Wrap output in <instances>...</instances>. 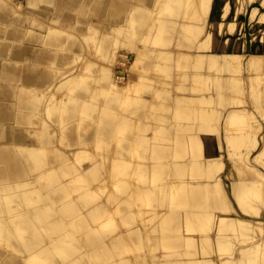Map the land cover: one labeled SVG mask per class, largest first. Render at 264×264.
<instances>
[{"label":"bare ground","instance_id":"1","mask_svg":"<svg viewBox=\"0 0 264 264\" xmlns=\"http://www.w3.org/2000/svg\"><path fill=\"white\" fill-rule=\"evenodd\" d=\"M145 1L146 2L144 8H141L137 11L131 10L129 14H125V16H122L121 18L115 20L116 25L121 28L125 27L128 23L132 24V22H136L134 27L131 28L135 30L134 32L132 31L133 34L129 35L128 33H130V31H128V35L124 34V44L127 50L129 52L131 50L136 51V55L134 56L135 58L131 61L133 64V66L131 67L133 73H131L132 77L129 79V81L121 85V81H123L121 80L122 74H115L116 72H114L112 66L109 65L110 62L108 63V65L97 66L95 64L97 66L95 68L93 67V65L92 67L85 66L86 68L83 67V69H79L78 67L76 73L72 72L71 75H68L67 73L59 75L58 73V75L54 78V75L46 71L45 68L52 64L62 66V64H65L66 62H69L70 60L72 61L74 57L70 56H75L76 53L73 47L78 48L77 44L81 40L79 41L78 38V42L75 41L76 39H74V41H70L68 45V42L64 38L62 39L63 36H61V38H59L60 36L54 37L55 35L50 37L48 34V36H45V32L43 31H37L31 38H27L26 31L23 32L20 27L9 28V26L12 25V22H14L13 14L17 12L16 10L22 8V4L17 3L20 1L0 0V264H264V262H261L262 260L264 261V232L259 233L258 231L254 230V232L251 233L253 234V238H257V240L255 239L253 242L247 244L246 246H238V248L234 247L236 243H240L239 241L245 242V240L242 241L243 239H240L244 238L243 229L246 227L244 223L253 222L254 219L251 217L242 216L239 221L225 226L224 221L227 217L236 215V213L240 212L237 207L229 206V202L231 200V197L229 195L226 196V194L224 193V197L222 198L223 200H220V197V201L214 198V194L222 190L220 188H222L223 183H221V180L218 179L219 175L215 174V172L213 171L210 172L212 173L211 176L208 173L210 177L208 176V179L205 178V182L198 183L199 181L197 180L199 179V177L202 179L203 177H207V174L201 177L202 173L200 172H205L208 168L209 170H214L213 163H216L222 160L221 158H223L222 155L220 156V150L222 149L220 145V148L209 146V148L205 150L206 143L203 141V139L200 138L201 134H207L213 131L214 133H216V130L218 131V133H220V131L225 129L224 127L223 129L221 126H218V128H211L209 122H214L212 120H214L215 117H218L217 115L220 116V120H222V118H225L224 120H226L229 117H231V119H234L235 117L248 118L247 115H250L249 112L252 113V111H250L248 108L228 106L226 113H224L223 110L220 109L221 111L214 112L215 114L213 113L212 117L210 116L211 114H208L210 113L208 112V110H211L209 104L212 102V100L215 102L219 99L220 101H218L219 103L217 104H220L224 99L229 100V90L233 89L229 87V83L230 85L232 84V79L229 76V72L231 70L230 64L233 62L229 59V53H226L224 51V47L219 46L216 52H214L215 55L222 56V58L220 60H215L212 58V61H210V63L213 62L216 65V68L214 69L217 72V74H214L216 76H214L213 74H209L210 72L208 73V71L206 70L207 67L205 69L203 62L200 60V57H202L203 55V52H201L200 50L204 48V44L201 42L204 41L206 37L214 36L213 31H210L209 28H217L218 26H221L219 24V19H217L219 16V13L217 11L218 9L212 6L213 1L215 3L217 2L215 0ZM230 1L231 0H223L226 5H228ZM84 2L92 6L90 10L91 14L97 17L100 21L104 22L109 18V14L112 12L114 0H48V3L52 5L53 10L57 14L56 17L60 18L64 22L73 21V11H75L76 8ZM29 3H34V0H30ZM163 5H166V9L161 8ZM238 5H241V3L238 2ZM127 6L126 4L124 5L125 10L127 9ZM187 6L191 10H189ZM160 9L171 10L170 15H172V17H154L153 14H156V12H160L157 14H162ZM199 10H201L202 13L203 11L210 12L208 16L201 19H196L197 15H199V13L197 12ZM163 14L166 15L167 12ZM188 16L191 17L189 18ZM214 20L216 22H214ZM157 25L161 26L158 27ZM161 27H165V29L168 30L169 33L168 35H165V38L166 36L168 38L165 39L163 37L164 40L162 39V43L164 46L159 42V44L162 45L163 48L160 45L156 44L157 48L159 46V48L161 47L163 50L166 44L169 46L172 43L174 44V46L171 45L173 46L172 49L166 47L168 50L165 53H168L167 55L171 54L169 55L171 57L168 58V60L170 61H166L168 63L165 62V64L163 63V65L159 64L160 62H164L165 58L164 56L163 58H161L162 56H158V54L161 53L159 52L160 50H151V46H153L154 44H150V47L146 51H144L145 48H143V46L141 47L140 45V41H143V39H145L146 37H156V35L161 32ZM229 27L231 26L229 25ZM197 30H199V33L197 32ZM99 33L103 32H100L99 30ZM101 35L103 36V34H100V36H98L102 37ZM111 35L113 36L112 31ZM109 36L110 33L105 38H103V36L102 39L104 40H101L98 43L102 44V41L104 42L106 38V41L109 40ZM87 39L89 41V38L86 37V42ZM95 39L96 38H94V42L97 40ZM112 40L110 42L105 41L106 44H104V46L108 45V42L115 43L114 41L116 40ZM147 40L148 38H146L145 41ZM151 40L154 41V38H151ZM152 41L151 43H153ZM94 42L93 44H95L97 41L95 43ZM147 42H149V40ZM82 43L85 44L84 40L82 41ZM65 44H67L66 48ZM87 44L88 43H86L85 45L87 46ZM101 44L97 45L101 46ZM94 46H96V44ZM118 46L116 48L117 51ZM175 46L177 47L175 48L176 51L174 50ZM88 47L90 48V46H87V48ZM101 47L100 48L103 50V46ZM153 47L152 49L156 48ZM98 48L97 50L100 49ZM70 50L73 51V55H70ZM97 50H95L94 48L95 52ZM68 51L70 52L69 54ZM128 51L127 53H129ZM147 51L150 52L147 53ZM107 52H109V50H107ZM113 54L115 55V52ZM172 54L174 55V57L172 56ZM142 55L146 56V59L143 60ZM76 56L77 58L79 57L78 55ZM159 57L163 61H159ZM167 57L168 56H166V58ZM136 58H138L139 60H143L142 64L137 62ZM105 59L106 57H104V60L102 61H106ZM18 62L25 63V67L23 68L24 70L22 72L16 64ZM74 62H76V60ZM179 62L180 65L178 64ZM176 65L178 67L180 66L179 70H181L184 74L183 77L187 80V82H185L188 84H185L184 89L181 87L175 88H179L177 92L182 89L181 92H178V94H174L175 96L172 95L171 92L173 89L171 88V92L169 90L168 91L172 96L168 94L169 96L167 97V93H164V97H167L164 99L168 100V102L164 100L161 101L171 104L170 102L175 99V104L178 103L176 107L180 109L182 106V108L178 110V114L181 117L177 115V112V116H175L176 118L180 117L182 121L179 120L180 118H177L178 121H180L178 122L174 120L172 116H168L170 113L169 111L172 110V107L168 105L167 108H171V110L168 111V115H164V113H162L164 116L158 119V121L162 123L168 122V124L166 125L167 128L166 126H164L167 130L164 131V128H161L160 130H163L164 132L161 131V133L159 131L160 136L158 135L159 138L156 137L155 139L159 142L155 140L154 142V136H152L153 134H148V132L154 130V128L149 127V124L151 125V123L145 121L146 119H148L149 121V118H153V116L150 115V107L152 109L154 107H157V103L153 106L152 102L155 100H153V95H149L152 91L155 90L156 87V82L151 74L157 73L161 69V71H164L162 73L165 74V77L167 76V78L169 77V79L172 78L174 80L175 78H177L175 76L181 73H178V67H176ZM198 67H201V69L205 71H196ZM73 68L75 67L73 66ZM249 68L253 69L251 67ZM72 69L70 70L72 71ZM95 69L96 71L100 70L99 72L102 74L103 78V85L101 87L106 89V92L107 90L109 91L110 99H106V103L103 104V97L101 98V105L99 106V108H97V116L95 118L97 124H95V126H93L95 122L91 123L92 125L89 124L90 127L87 129L88 131H86V128H83L84 126L82 127L83 129H85L83 131H86L87 133V135H85V133L82 134L86 137H84L85 140L80 141L79 137H81L82 135H76L77 130H79V133L77 134L81 133V121L77 123L79 119V110L77 108L78 106H75L78 102L75 105L71 103L70 105L72 106L70 107L69 105H66L67 107H65V109L68 107L69 108L68 111L65 112V115L63 117L62 115H57V117L55 118L56 120H54L55 122L57 121V119L60 120V118H63L62 120L65 121L63 124L66 123V128H63L64 126L59 128H62L60 129L62 132L63 129H65L64 131L66 133L64 132L62 133V135L66 134L69 136H67L66 139H72V147L77 145V148L74 149L69 147V149H72V151L68 152L69 156L71 155V157L69 158L67 155L63 154V150L62 152H60L64 156L62 158L59 156V152L54 153L52 152V150H50V146L51 148H53L52 145L54 146V144H56H53L52 142L56 140L55 138H58V136H54L56 134H52L50 128H44L47 126V124L48 126H51L49 124L50 122L48 121V123L46 121V117L43 116L44 113L42 115L44 119L41 120V123L45 124L47 122V124H45L46 126L44 124V126L40 124L41 127H35L37 128L36 133H39V128V130H41V128L42 130L45 129L40 133L39 137L36 136V138L38 137L37 139L40 141L37 144L34 142H30L28 140V136L31 137L32 133L36 131V129L35 131L33 130L34 124H36L34 123L33 119L37 117L36 114L40 110L43 111V109L37 104L38 99L42 98L40 97L42 93L39 96L40 98L37 99V93L35 95V91H31L34 94L30 93V95V90H28L27 93L25 89L31 88L33 90L36 89L37 91H40L38 89L42 90V88L44 87L50 88L54 85H56V88L58 86L59 88H62L64 87V85L66 86L67 83L74 87L71 81L76 80L75 78L77 77L80 78L81 74L84 73L83 71L86 70H90L92 72L94 71V74L90 73V75L94 76ZM85 73L89 74L88 71H86ZM159 73L160 72H158V74ZM162 73L161 75H163ZM211 76L215 77L217 81H215L216 85H219L221 82L222 83L219 85V87L214 86V83L213 88L216 87L217 89L212 88V96H209L210 94L207 95L206 93L202 92H205V89H209L208 92L210 91L211 87L208 88V83H206L205 80H210V78H212ZM228 76L231 80H229ZM96 77H98L97 74ZM251 77L249 79V84L251 83L250 80L254 83V80H252ZM159 78L162 77L160 76ZM252 78H255L254 75ZM180 79H182V77ZM165 80L167 79L165 78ZM165 80H163L161 86L162 84L168 82ZM228 80L230 81L229 83ZM218 81L221 82L218 83ZM159 82H161V80ZM159 82L157 81V84H159ZM202 82L204 84L206 83V85L203 86H206L207 88H204L202 86L203 88L200 90ZM212 82H210V85L213 84ZM194 83L200 86V88H198L197 86V88L202 91L201 93L199 92L200 94H197L198 90H196V87L193 86ZM260 83H262V80ZM78 84L79 83H77V85ZM83 84L86 85L85 83H80L81 86H83ZM168 84L169 83H167L166 86H168ZM70 85H68V88H71ZM77 85H75V87ZM178 85L180 86L181 84ZM231 86L233 87V85ZM79 87L80 86L78 85V88ZM101 87L99 89H101ZM96 88H94V90ZM168 88H170V86ZM168 88H166V90ZM252 88V90H254L256 87L252 86ZM50 89L52 90L53 88ZM50 89L48 91H50ZM92 89L93 87H88L87 89L85 86H83V88L81 87V89L76 92V95L70 94L74 89H70V91H67L71 96H75V99H73V101L76 99H80V103H83L82 106L84 105V107H87L91 103L85 105L87 102L84 103V100H88V98L91 96L88 95V92ZM58 90L60 91V89ZM215 90H217V98L214 97L215 93L213 92H215ZM63 91V95H65L66 92L64 89ZM74 91H76V89ZM103 91L98 90L97 92H99V94L102 92V95H105V92ZM158 91L159 90H157V92ZM232 91L233 90H231V93ZM255 91H252V93L250 89L249 92L253 95H248L254 96ZM234 92L235 91H233V95ZM256 93L258 95L260 94V92H258V89L255 94ZM257 96L254 98L260 99V97ZM250 97L248 98L249 100ZM45 98H51V96H45ZM254 98H252L251 101ZM67 99L68 97L66 98V100ZM57 100L56 102L58 103ZM69 100L71 101V99ZM81 100L83 101L81 102ZM227 100L226 103L228 102ZM44 101L45 100H43V102ZM155 101L157 102V100ZM207 101H209V103ZM224 101H222V104H225ZM200 102L208 103V109L203 107V105L205 106V104H201V107L198 104ZM231 102L232 101H230V103ZM256 102H258V100L255 101V103ZM38 103L40 104V102ZM255 103L253 102L254 106ZM67 104H69V102ZM161 104H159V106ZM175 104L171 105L175 106ZM46 105L50 109L51 105L49 103H47ZM56 105H54V107ZM178 105L180 106V108ZM58 106L55 109H58ZM120 106H122V108ZM161 107H164V104H162ZM226 107L227 106L225 105V108ZM92 108L90 109L92 110ZM90 109L89 111H91ZM120 109L121 112L119 111ZM45 110L47 111L48 109L45 108ZM111 110L116 111V113L114 112L116 115L118 111L120 112V114L117 116L118 119H114V117L116 118V115L114 116L113 112H111L110 114ZM153 110L156 114V109ZM159 110L160 108L157 109V112H160ZM84 112L86 113V111ZM126 112L128 114H126L127 116H124V113ZM205 112H208L207 114L211 118H206L207 114H205ZM58 113L59 112H57V114ZM112 113L114 116H112L113 118L107 117L111 116ZM51 114L53 115V113ZM38 115H41V112ZM79 115H81V113ZM133 115H137L138 120L140 121L139 123H143L145 121V123L148 124L147 126L149 128H145L144 126V128H142L146 131V135L141 136L142 131L140 132V136L136 135L139 134L140 130L138 131V133H136L137 130L135 131L133 128L132 123L134 119L131 120L129 118ZM214 115L216 116L214 117ZM262 115H264V111L262 112ZM33 116L35 117L33 118ZM84 116H81L80 118L82 119V121H86V118L88 117ZM38 119H40V116ZM91 120L93 119L91 118ZM38 121L37 123L39 126ZM155 121L156 120H154L153 123ZM59 122L61 123V121ZM89 122L86 121V124L83 123V125H85L86 127L87 123ZM160 122L159 124L161 125ZM31 123H33V126ZM28 124H31V127L33 128L31 129ZM163 125L164 124H162L161 126ZM76 127L80 128L77 129ZM137 127L139 128L141 126ZM159 128L157 130H159ZM36 133H34V135ZM122 135H124V137H122ZM218 135L216 136V138L220 140ZM170 140L172 141V143L169 142ZM69 142L70 141H68L67 143L69 144ZM93 142H96V144L94 143L93 146L96 145L98 151H90L89 148V151L80 150L82 149V147H84L83 145H86L88 143L92 144ZM70 144L69 146H71ZM235 144L238 146V143ZM154 145H156V147L160 146V150L157 151L158 148H156V151H152ZM90 146L92 147V145ZM111 146L116 151H114V149L113 151H110ZM230 146H232V144H230ZM45 147H48L50 151L48 150V148L43 149ZM38 149L45 151L48 150V152H50V155L52 153L56 155L58 154L59 157H57L59 159L57 161L58 163L56 164L57 166H55L58 167V164H61L62 166V168L60 167L61 169H59L61 172L59 173L63 175H60L61 177L58 176L60 179L49 180L47 178V176H50V172L53 171V169H55L56 167L53 168L52 165H50V163L48 162V164H46L47 159L49 161L50 157L45 153H43L41 159H37L38 157H36L35 153H38ZM32 150L33 152L35 151V153H32V156H35L33 158H30L31 153L29 151ZM55 150L56 148L53 149V151ZM86 158L88 159V162L86 164H83L82 162L84 159L86 160ZM56 159L57 158L55 157V160ZM179 159L180 161H178ZM174 160H177L178 164H174V162H176ZM37 161H39L38 163H45V166L48 165L47 167H49V165L51 167H42V169H44V171L42 170L43 172L38 168L41 173L36 174V172H34V166ZM76 162L79 163V165H77ZM42 164H39V167ZM58 168H56L55 172L58 171ZM204 168L207 169L205 170ZM236 172H238V170ZM55 174H57V172ZM64 176H67V180L63 179ZM68 176L71 177L69 178ZM46 178L48 179V181H45ZM194 179H196L197 181L194 182ZM210 184H216L217 186L214 185L215 189L216 187L217 189H219L217 191L214 189L215 191L211 192V195L214 196V200H217L218 202H212L211 200L204 201L202 199L203 197H207L205 194L209 193L210 195ZM208 185L210 186L207 189L206 186ZM26 186L28 187L25 188ZM214 187L212 186V188ZM236 187L237 184L234 183L231 190ZM37 189H39V194L37 193L38 196L32 195L34 191H38ZM252 189L253 186L247 188L243 192H238L234 196L238 206H241V208L246 213L250 214L251 209L255 208L256 204L255 202H253V200L247 201V199L244 198V195H246ZM258 189V191L264 192V183L259 184ZM74 193H76L75 195H77L78 193V196L80 198L78 206L71 207L70 203V206H64L61 210L62 205L59 207H57V205H54V203L57 204L62 201L66 202L65 199L73 197ZM72 194L73 196H71ZM70 200L69 202H71ZM252 202L255 205L251 208V205L253 204ZM243 204L247 205L244 206ZM202 206L204 207L203 209L201 208ZM260 207L258 209H260L261 211ZM258 209H256L258 213L255 210L257 214H259ZM42 211L44 213H49V211H51L56 214L53 215L52 213V215H47L45 213L46 215H43L42 213V217ZM223 211H226V213H224ZM252 212L254 213L253 210ZM240 225H243V228L240 229V232L243 231L242 233H240L243 234V236H236L235 234V239H230L232 233L228 231V228ZM216 227H218V229H216L212 233L204 232L196 238L193 237L194 232H199L200 230L205 229L210 230ZM44 229H46V231H44ZM23 230H28L29 234H24ZM246 234L247 233L245 232V239L247 240L246 236L250 238L251 235L250 233L247 235ZM252 239L250 238L248 240L252 241ZM204 240H206L205 243L209 242V245L212 242V246L207 245L209 246L207 248H209L210 252L212 253L216 251L215 247L213 246L214 243L221 245L223 244V249L220 247V245L217 246L219 247V250H224L223 252L220 251V253H224L225 256L232 250L229 249L230 246H232H229L232 240L234 244L232 248L236 249H234V252L230 254V256L228 255L226 257H222V255L213 256L214 254L210 256V253L209 257H207L208 254L207 256L203 254L204 252L205 254L207 252V250L204 248V250H202L203 253L195 249L197 252L194 253L193 251L192 253H190L191 251L189 250V254H191L190 257L186 254V252H188V250H186L185 252V249L188 248L186 246H191V241L200 244V242L202 243ZM145 243H148V248L147 246L145 247ZM224 243H228V247H226L230 251L226 250ZM152 244H157L156 248L158 252L156 253L155 251L154 254L151 253L150 255V253L148 252L149 245ZM202 245L203 244H200L199 246ZM196 247L198 246L196 245ZM152 248H155V246ZM248 252L249 254L247 257L245 256V258L244 255ZM198 253H200L201 256H198ZM217 253H219V251Z\"/></svg>","mask_w":264,"mask_h":264},{"label":"rangeland","instance_id":"2","mask_svg":"<svg viewBox=\"0 0 264 264\" xmlns=\"http://www.w3.org/2000/svg\"><path fill=\"white\" fill-rule=\"evenodd\" d=\"M12 1H14V0H12ZM15 1H20V2H17V3H21L22 4V8H20V9H18V10H16L17 12H15L14 14H13V17H14V22H12V25L11 26H9V28H15V27H20L22 30H23V32H25L26 31V36H27V38L29 37V38H31L34 34H35V32H37V31H43V32H45V36L48 34L50 37L51 36H53V35H55L54 37H59V38H61V36H63L62 37V39L64 38L67 42H68V45H69V42L71 41H74V39H76L75 41H78V38H79V43L77 44V47L78 48H74L73 47V49L76 51V53H75V56L73 55V51H71L70 50V52H71V54L70 55H73V56H70V57H74L73 59H72V61L70 60L69 62H66L65 64H62V66L60 65V66H58V65H55V64H52V65H50V66H48V67H46L45 68V70L46 71H48V72H50L52 75H54V78L58 75V73H59V75L60 74H68V75H71L72 74V72L73 73H76V71H77V68L79 67V69H83V67L84 68H86L85 66H91L92 67V65H93V67L95 68V67H97V66H100V65H108V63H109V65H111L112 66V68H113V70H114V72H116L115 74H117V75H119V73L120 74H122V79L121 80H123V81H121V85H123V83H126V82H128L129 81V79L132 77L131 76V73H133L132 72V70H131V67L133 66V64H132V60L135 58L134 56L136 55V51H134V50H131L130 52L127 50V48L125 47V44H124V38H125V35L128 33V31H130V33H128L129 35H132L133 34V32L135 31V30H133V29H131V28H133L134 27V25H135V23L136 22H132V24H133V26H132V24L131 23H128L125 27H118L117 25H116V22H115V20H117V19H119V18H121L122 16H125V14H129L130 13V11L132 10V11H137V10H139V9H141V8H144V6H145V0H114V3H113V8H112V12L109 14V18L106 20V21H100L97 17H95L94 15H92L91 14V12H90V10H91V5L90 4H88V3H86V2H84V3H82V4H80L77 8H76V10L75 11H73V14H74V20L73 21H71V22H64L63 20H61L60 18H58V17H56V13H55V11L53 10V7H52V5H50L49 3H48V0H34V3H29V1L30 0H15ZM217 3H215L214 1H213V4H212V6L213 7H216L218 10V13H219V16H218V18L217 19H219V24L221 25V26H218L217 28H209V30L211 31H213V33H214V36L213 37H206V39L204 40V41H202L201 43H203L204 44V48L203 49H201L200 51L201 52H203L202 54V57H200V60L203 62V64H204V67H205V69H206V67H207V71H208V73L209 74H217V72L214 70L215 68H216V65H215V63H210V61H212V58L213 59H215V60H220L221 58H222V56H218V55H215L214 54V52H216V50H217V48L220 46H222V47H224V51L227 53H229L228 55H229V59L233 62V63H231L230 64V67H231V70H230V72H229V76L231 77V79L233 80H231L230 79V77H229V80H231V85H233V87L230 85V81L228 80V83H229V87H231V88H233V89H231V90H233V91H235L234 92V95H233V91H232V93H231V90H229V92L232 94H230V93H228V99L230 100V101H232L231 103H230V101L229 100H227V99H224V100H222V101H224L225 102V104H222V101H221V105L220 104H217V103H219L218 101H220L219 99L218 100H216L215 102L212 100V102H214V103H210L209 105H208V103H209V101H207L208 103H205V102H200V103H198L201 107H202V105L201 104H205V106L203 105V107H205V108H207L208 106L209 107H211V110H208V112H210V113H208V112H205V114H211L210 116L212 117L213 115V113L214 112H217V111H221V110H223V112L224 113H226V110H227V108H228V106L229 107H231V106H233V107H239V108H248L250 111H252V113L251 112H249L250 113V115H247L248 116V118H243V117H235L234 119H231V117H229L228 119H226V120H224L223 118H222V120H220L221 118H219L220 116L219 115H217L218 117H215L216 115H214V120H212V121H214V122H212L211 123V121L209 122V125H210V127L211 128H218V126H221L224 130H226V131H224V130H222V131H220V133H218V131L216 130V133H214V131L213 132H211V133H207V134H201L200 135V138L201 139H203V141L206 143L205 144V150H207L208 148H209V146H215V147H218V148H220V146H221V154H220V156L222 155L223 156V158H221L222 160H220V161H218V162H216V163H213L214 165H213V168H214V170L212 169V170H209V168L207 169V168H204L205 170H203V171H205V172H200V173H202V175H201V177H203V176H205L206 174V176L207 177H203V179L202 178H200L199 176V179H197L199 182L198 183H201V182H205L206 180H205V178H207L208 179V176H209V174H210V176L212 175V173H210V172H215V174H217V175H219V177H218V179H220L221 180V183H223L222 184V188H220V189H222V190H220V192H217V193H215L214 194V196L213 195H211V192H214L215 190L217 191V190H219V189H217V187H216V189H215V187H214V185H216V184H210V185H208V186H206L207 187V189H208V187L210 186L211 188L209 189L210 190V195H209V193H207V194H205L207 197L205 198V197H203L202 199L205 201H212V202H218L217 200H219V198L221 197V199L220 200H223L222 198L224 197V193L226 194V196L227 195H229L230 197H231V200H230V202H229V206H234V207H237V209L239 210V212L240 213H236V215H232V216H230V217H227L226 219H225V221H224V223H225V226H227V225H231V223H233V222H236V221H239L240 220V218H242V216H246V217H251V218H253L254 220H253V222H249V223H244L245 225H246V227L243 229V233H244V238H240V239H243L242 241H244L245 240V242H241V241H239V239H238V241L240 242V243H236L235 245L233 244V240H232V242H230V244H229V246L230 245H232V246H230V248L229 249H232L231 250V252L230 253H228L227 254V252H226V256H230V254H232L233 252H234V249H236V248H238V246H246L247 244H250L251 242H253L255 239L257 240V238H253V232H254V230H256V231H258L259 233H263L264 232V192H260V191H258L259 189H258V185L259 184H261V183H264V115H262V112L264 111V0H231L230 2H229V4L228 5H226V3L225 2H223V0H215ZM28 2V3H27ZM238 2L239 3H241V5H238ZM126 4V10L124 9V5ZM166 5H163L161 8L162 9H166V7H165ZM167 8H169V7H167ZM187 8L189 9V10H191L188 6H187ZM161 10V9H160ZM160 10H158V11H160ZM167 10H169V9H167ZM167 10H161V15L160 14H157V13H160V12H156V14L154 13L153 14V16L154 17H156V18H159V17H164V18H167V16L168 17H172V15H170V13H171V10H169V11H167ZM128 11V12H127ZM167 12V14L165 15V14H163V13H165V12ZM225 11V12H224ZM169 12V13H168ZM198 13H199V15H197V17H196V19H201V18H203V17H206V16H208L209 15V12L210 11H203V13H202V11L201 10H199V11H197ZM189 17V16H188ZM191 17V16H190ZM189 17V18H190ZM214 22H216L215 20H214ZM233 22V23H232ZM223 23V24H222ZM111 25H112V27H111ZM229 25L231 26V27H229ZM233 25V26H232ZM89 26V27H88ZM91 26H92V28H91ZM132 26V27H131ZM158 27H160L161 25H157ZM117 27V28H116ZM233 27V28H232ZM162 28V30H161V32L158 34V35H156V37H152V36H150L152 39L154 38V41H152L151 40V38L150 37H146V38H148V40H149V42H147V41H145L146 40V38L145 39H143V41H140V45H141V47L143 46V48H145V50L144 51H146V50H148V48L150 47V44H154L153 46L154 47H156L155 49H152V47L153 46H151V50H158L159 52H161L160 54H158V56H162L161 58H163V56L166 58V56H168L166 59L164 58V62H160L159 64H162L163 65V63L165 64V62L166 61H170V60H168V58H170L171 56H169V55H171V54H169V55H167L168 53H165L168 49L167 48H171L172 49V47L174 46V44L172 43V44H170V46L169 45H165V48L164 49H166V50H162V45H163V41H162V39H163V37L165 38V35H168V30H166L165 29V27H161ZM206 28H208V27H206ZM206 28H205V30H206ZM54 29V30H53ZM88 29H89V31H88ZM117 31H116V30ZM123 29H124V31H123ZM56 30V31H55ZM65 30V31H64ZM99 30H100V32L102 31L103 33H99ZM91 31V32H90ZM111 31H112V33H113V36L111 35ZM127 31V32H126ZM133 31V32H132ZM57 32V33H56ZM61 32V33H60ZM68 32V33H67ZM89 32V33H88ZM106 32V33H105ZM123 32V33H122ZM126 32V33H125ZM197 32L199 33V30H197ZM96 33V34H95ZM109 33H110V36L108 37V39L110 38L111 40L112 39H114V40H116V41H114L115 43H112L113 42V40H112V42L111 43H109L111 40L109 39V40H107V41H109L107 44L108 45H105L104 46V44H106V39H105V41L103 42L102 41V44L101 43H98V42H100L101 40H104V39H102V37L103 38H105L107 35H109ZM90 34V35H89ZM100 34H103V36L102 37H99L100 36ZM106 36H105V35ZM118 34V35H117ZM122 34V35H121ZM125 34V35H124ZM127 34V35H128ZM31 35V36H30ZM47 35V36H48ZM56 35H58V36H56ZM88 35V36H87ZM99 35V36H98ZM124 35V36H123ZM98 36V37H97ZM115 36V37H114ZM81 37V38H80ZM86 37H88L89 38V41H88V39H87V42H86ZM91 37V38H90ZM82 38H84V39H82ZM94 38H96L95 40L97 41H95L94 42ZM100 40H99V39ZM116 38V39H115ZM118 38H120V39H118ZM156 38V39H155ZM166 38H168L167 36H166ZM165 38V39H166ZM91 39V40H90ZM119 41H118V40ZM84 40V42H85V44L86 43H88L87 44V46H90V48L88 49L87 48V46L84 44V43H82V41ZM92 40H93V42L96 44V46H94L95 44H93V42H92ZM153 42V43H151V41ZM164 40V39H163ZM66 42V43H67ZM147 43V44H145V43ZM159 42L162 44V45H160L159 44ZM148 43H149V46H148ZM23 44H25V43H23ZM81 44H82V46H81ZM93 44V45H92ZM97 44H101V46H103V50L101 49L102 47L100 46V45H97ZM113 44H114V46H113ZM145 44V45H144ZM156 44H158V45H160L161 47L159 48V46H158V48H157V45ZM78 45H80V46H78ZM109 45H110V47H109ZM112 45V46H111ZM118 45H121V46H118ZM146 45H147V47H146ZM171 45H173V46H171ZM76 46V45H75ZM92 46V47H91ZM94 46V47H93ZM98 46H99V48H98ZM108 46V47H107ZM117 46H118V51H117ZM164 46V45H163ZM67 47V44H65V48ZM83 48V50H82V48ZM99 49V50H97V48ZM113 47H115V48H113ZM153 47V48H154ZM167 47V48H166ZM81 48V49H80ZM94 48H95V50H97L96 52L94 51ZM108 48V49H107ZM111 48H112V50H111ZM175 48H177L176 46L174 47V50H175ZM106 49V50H105ZM114 49H116V50H114ZM79 50V51H78ZM91 50V51H90ZM107 50H109V52H107ZM83 51V52H82ZM100 51V52H99ZM101 51H103V52H101ZM113 51V52H112ZM127 51L129 52V53H127ZM176 51V50H175ZM69 51H68V54L70 53ZM112 52V53H111ZM115 52V55L113 54ZM150 52V51H149ZM148 51H147V53H149ZM162 52H163V54H162ZM80 53H81V55H80ZM96 53V54H95ZM98 53V54H97ZM107 53V54H106ZM91 54H93V55H91ZM99 54H100V56H99ZM109 54V55H108ZM111 54V55H110ZM113 54V55H112ZM152 54H153V52H152ZM76 55H78L79 57L77 58V56ZM96 55V56H95ZM104 55H107V56H104ZM84 56V57H83ZM110 56V57H109ZM114 56H115V58H114ZM143 56V55H142ZM172 56L174 57V55L172 54ZM97 57V58H96ZM98 57H99V59H98ZM103 57V58H102ZM104 57H106V61H102V60H104ZM113 57V58H112ZM159 57V61H163V60H161V58ZM92 58V59H91ZM102 58V59H101ZM143 58V60L144 59H146V56H143L142 57ZM114 59V60H113ZM137 60V62H139V63H141L142 64V61L143 60H139L138 58H136ZM76 60V62H74V61ZM98 60V61H97ZM252 60V61H251ZM74 62V63H73ZM102 62V63H101ZM131 62V63H130ZM168 62H166V63H168ZM94 63V64H93ZM105 63V64H104ZM107 63V64H106ZM17 64V66L20 68V70H21V72L24 70L23 68L25 67V63L24 62H18V63H16ZM68 64V65H67ZM72 64H74V65H72ZM91 64V65H90ZM97 66H96V65ZM179 65H180V62L178 63ZM177 64V65H178ZM72 65V66H71ZM77 65H79V66H77ZM176 65V67H178ZM207 65V66H206ZM71 66V67H70ZM73 66L75 67V68H73ZM54 67H55V69H54ZM66 67H68V68H66ZM160 67V66H159ZM249 67H251V68H253V69H250ZM53 68V69H52ZM58 68V69H57ZM73 68V69H72ZM179 68H180V66L177 68V70H178V73H182V71L181 70H179ZM249 68V69H248ZM60 69H62V70H60ZM70 69H72V71L70 70ZM76 69V70H75ZM97 69V68H96ZM96 69H95V75L93 76V75H90V73L91 74H94V71L92 72V71H90V70H86V71H88V73L89 74H87V73H85L86 71H83L84 73L83 74H81V76H80V78L79 77H77V78H75L76 80H73V81H71V83H72V85H74V87H75V85H77V83H79L78 85L80 86L79 88H78V85L74 88V87H72L70 84H68L67 83V85L65 86L64 85V87H60L59 88V86L56 88V85H54L55 86V88H54V86L53 87H50V88H53V89H55V90H51L50 88H46V87H44V88H42V90L41 89H38V90H40V91H37L36 89H25V91L28 93V90H30V92H29V94L31 93V94H34L33 92L35 91V95H36V93H37V99L38 98H40V97H44L43 99L41 98V99H38V101H37V104H38V106H40L42 109H43V111L42 110H40L36 115H37V117L39 118V116H40V119H38L37 117H35V116H33V118L35 119H33V121H34V123H36V124H34V128L33 127H31V124H32V126H33V123H31V124H28L29 126H30V128L32 129L33 128V130L35 131V129H36V131L34 132L33 130V132L34 133H36L37 132V128H35L36 126L37 127H41V125H43L44 123H41V120H43L44 119V117H46V121L53 127H51V126H48V124H47V122L46 121H42V122H46L45 124H47V126L46 127H44V128H50L51 129V131H52V134L53 133H55L56 135H54V136H58V138H59V140H61V141H59L58 140V138H55L56 140H54L52 143L54 144V143H56V144H54V146L52 145V147L53 148H51V146H50V150H52V152H56V153H58L59 154V156L62 158V157H64L63 155H62V153L63 154H65V155H67L69 158L71 157V155L69 156V153L68 152H70V151H72V149H74V148H77V145L76 146H73L72 147V142H71V138H67L68 139V141H70L71 142V144H70V142H69V144L71 145V146H69V144L67 143L68 141H67V139H66V137L68 136V135H66V134H63L62 135V133H64L65 131V129H63V132L60 130V129H62V128H59V127H63V128H66V126H65V124H63L65 121H63L62 119L63 118H60V120H58L57 119V121H55V122H57V123H55L54 122V120H56L55 118L57 117V115H62V117L65 115V112H67L68 111V108L70 107V106H72V105H70L71 103L73 104V105H75L77 102V105H75L77 108H78V110H79V114L81 113V115H79L78 114V121H77V123H79L80 121H81V125H80V131H81V133L80 134H77V133H79V130H77L76 132V135H82V134H84L85 133V135H87V133H86V131H88L87 129L90 127L89 126V124L90 125H92L91 123H93V122H95L94 123V125L93 126H95V124H97V122H96V116H97V108H99V106L101 105V103H100V101L102 100V102H103V104L104 103H106L105 101H106V99H108L109 97H110V93H109V91L107 90V92H106V89H104L103 87H101L102 85H103V78H102V74L97 70L96 71ZM56 70H57V72H56ZM65 70V71H64ZM63 72V73H61V72ZM69 71H71V72H69ZM158 71V70H157ZM196 71H205V70H203V69H201V67H198L197 69H196ZM216 73H215V72ZM69 72V73H68ZM158 72H160L159 74H158ZM157 73H152L151 75L154 77L153 79L155 80V82H156V87H155V90L154 91H152L149 95L150 96H152V97H154L153 98V100L155 99V100H157V102L154 100L152 103H153V106L154 105H156V103H157V107H154L153 109H156V114H155V111L150 107V115L151 116H153V118H149V121H148V119H146L145 121L146 122H149V123H151V125L149 124V127H151V128H154V130H152V131H149L148 132V134L150 133L152 136H154L153 137V141L156 139V137L157 138H159V136H160V132L161 131H166L167 129V124H168V122L165 124V123H162V122H160V121H158V119L159 118H161V117H163L164 115H168V113H169V115L168 116H172L173 118H174V120H176V121H178V119L181 117L179 114H178V110H180L181 108H182V106H181V108H180V106L179 105H181V104H179L178 106H179V108L180 109H178V107H176L177 106V104H175V99H173V101L172 102H170L171 104H175V106H173V105H171V104H169V103H166V102H168V100H165L164 98H167L169 95H171V93H172V95L173 96H175L176 94H178V92H181V90H179L178 92H177V90L181 87V88H183L184 89V86H185V84H188V83H186L187 82V80L186 79H184V74L182 75L181 73V75L180 74H178V75H176L175 77H177V78H175L174 80L172 79V78H170L169 79V77L167 78V76L165 77V74L164 73H162V72H164V71H161V69L158 71ZM161 73L163 74V75H161ZM96 74L98 75V77H96ZM99 74H101V75H99ZM68 75H66V76H68ZM85 75H87V76H85ZM92 76V77H90V76ZM157 75V76H156ZM253 75H254V77L255 78H252L253 77ZM85 76V77H84ZM162 77V78H159V77ZM179 76V77H178ZM214 76H216V75H214ZM214 76H211L213 79H215V77ZM252 76V77H251ZM90 77V78H89ZM164 77V78H163ZM182 77V79H180ZM250 77H251V79L252 80H254V83L250 80V82L252 83V85H251V83L249 84V79H250ZM262 77V78H261ZM88 78V79H87ZM96 78V79H95ZM98 78V79H97ZM100 78H102V79H100ZM165 78L167 79V80H165ZM210 78V77H209ZM208 78V79H209ZM212 78H210V80H205L206 81V83H208V88H210V91L208 92V90L209 89H205V92H202V91H200L203 87L205 88L206 86H203V85H206V83L204 84L203 82H202V85H201V88H200V86H198V85H196L195 83H194V85L193 86H195L196 87V90H198V92H197V94H200L201 92L202 93H206L207 95L208 94H210L209 96H212L211 94H212V90L214 89V88H216V87H214L213 88V85H214V83H215V85L214 86H218L219 87V85L222 83L221 81V83L218 81V83H220L219 85L217 84L216 85V79L215 80H213ZM57 79V78H56ZM80 79H81V81H80ZM91 79H92V81H91ZM156 79H159V80H156ZM171 79H172V83H171ZM55 80V79H54ZM58 80V79H57ZM83 80H85V81H83ZM87 80V81H86ZM96 80V81H95ZM98 80V81H97ZM161 80V82H159ZM163 80H165V81H168L167 83H169L168 84V86H166V84L167 83H164V84H162V86H161V83L163 82ZM212 80H213V82H212ZM261 80H262V83H260L261 82ZM157 81L159 82V84H157ZM181 81V82H180ZM184 81V82H183ZM186 81V82H185ZM204 81V82H205ZM216 81V82H215ZM59 82V81H58ZM87 82V83H86ZM90 82H91V84H90ZM94 84H93V83ZM176 82V83H175ZM189 82V81H188ZM210 82H212L213 84H211L210 85ZM74 83V84H73ZM80 83H85L86 85H84L83 84V86H85L87 89H88V87L89 88H92L93 87V91L92 90H90L89 92H88V95L90 96L89 98H88V100H84V103L85 102H87L85 105H88V103H91L90 105H91V107H90V105H88L87 107L85 106L84 107V105L82 106V104L83 103H80V99H76V100H79V101H76V100H74L73 101V99H75L73 96H71L70 94H72V95H76V92L78 91V90H80L81 89V87L83 88V86H81L80 85ZM174 83V84H173ZM184 84V85H178V84ZM95 84H96V86H95ZM172 84V85H171ZM197 84H201V83H197ZM263 84V85H262ZM68 85H70L71 86V88H68ZM100 85V86H99ZM158 85V86H157ZM160 85V86H159ZM177 85V86H176ZM250 85H251V88H250ZM69 86V87H70ZM98 86V87H97ZM164 86V87H163ZM166 86V87H165ZM170 86V88H168ZM172 86V87H171ZM175 86V87H174ZM192 86V85H191ZM197 86H198V88H200V90L197 88ZM203 86V87H202ZM252 86L253 87H256L255 89H256V91H255V89L254 90H252L253 88H252ZM98 89H97V88ZM101 87V89H99ZM160 87V88H159ZM161 87H163V88H161ZM177 87H179L178 89H175V88H177ZM259 87H260V91H259ZM75 90L76 89V91H74L73 89ZM94 88H96L95 90H94ZM166 88H168L167 90H166ZM173 90H172V89ZM207 88V87H206ZM213 88V89H212ZM251 89V92L252 91H255V92H257V89H258V92H260V94L258 95L257 93L255 94V92H254V96H251V95H253L252 93H250L249 91H250V89ZM50 89V91H48ZM57 89V90H56ZM58 89H60V91L58 90ZM63 89L65 90V95H63L64 93V91H63ZM70 89L71 90H73V92L71 91V93L69 94L68 93V91H70ZM159 90L158 92H157V90ZM217 89V88H216ZM62 90V91H61ZM68 90V91H67ZM98 90H100V91H103V92H105V95H102V92L99 94V92H97ZM165 90H166V92H165ZM171 92V90H172V92L170 93L169 91ZM31 91H33V92H31ZM162 91H163V93H162ZM168 91V92H167ZM207 91V92H206ZM25 92V93H26ZM48 92H49V94H48ZM97 94H95V93ZM194 92H195V90H194ZM200 92V93H199ZM216 92H217V90H215V92H213V93H215L214 94V97H216L217 98V94H216ZM42 93V95L40 96V94ZM45 93V94H44ZM48 95H47V94ZM58 93V94H57ZM155 93H158V94H155ZM162 93V94H161ZM164 93H167V97H164ZM30 94V95H31ZM44 94V95H43ZM51 94V95H50ZM94 94V95H93ZM108 94V95H107ZM155 94V95H154ZM169 94V95H168ZM175 94V95H174ZM248 94H251V95H248ZM62 95V96H61ZM71 97H69V96ZM157 95H158V97H157ZM160 95V96H159ZM171 95V96H172ZM259 96L260 97V99L258 98H254V97H256V96ZM40 96V97H39ZM45 96H48V97H50L51 96V98H45ZM61 96V97H60ZM108 96V97H107ZM155 96H156V98H155ZM163 96V97H162ZM230 96V97H229ZM252 98H254L252 101H251V97ZM257 96V97H258ZM54 98V101H53V98ZM60 97V98H59ZM68 97V99L67 100H69V99H71V101L69 100V101H67L66 100V98ZM94 97V98H93ZM100 97V98H99ZM103 97V98H102ZM104 97H105V100H104ZM160 97H162V98H160ZM233 97V98H232ZM250 97V100L248 99ZM64 98V99H63ZM102 98V99H101ZM157 98H159V99H157ZM48 99V100H47ZM51 101H50V100ZM58 99V100H57ZM91 99V100H90ZM100 99V100H99ZM110 99V98H109ZM258 100V102H256L255 103V101H257ZM43 102V100H45L43 103L41 102V101ZM56 100L58 101V103L56 102ZM93 100H95V101H93ZM161 100H164V101H166V102H162ZM226 100L229 102H227L226 103ZM83 100H81V102H82ZM160 101H161V103L162 104H164V107H161V103H160ZM38 102H40V104L38 103ZM69 102V104H67ZM95 102V103H94ZM96 102H97V104H96ZM223 102V103H224ZM253 102L255 103V106H254V104H253ZM47 103H49L50 105H51V107H50V109L48 108V106L46 105ZM52 103V104H51ZM94 103V104H93ZM161 104L160 106H159V104ZM253 105H252V104ZM41 104H43V105H41ZM56 105V104H60L59 106L58 105H56L55 107H54V105ZM79 104V105H78ZM96 104V105H95ZM165 104H167V105H165ZM213 104V105H212ZM236 104V105H235ZM251 104V105H250ZM64 105V106H63ZM69 105V107L68 108H66L65 109V107H67V106ZM93 105V106H92ZM171 106L172 107V110H171V108H167V106ZM212 105V106H211ZM214 105H215V107H214ZM225 105L227 106L226 108H225ZM257 105V106H256ZM45 106H47V107H45ZM57 106H58V109H55V108H57ZM75 106H73V107H75ZM96 106V107H95ZM105 106V105H104ZM127 106V105H126ZM252 106V107H251ZM54 107V108H53ZM92 108V107H94V108H92V110L90 109V108ZM121 108H122V106H120ZM45 108L46 109H48L47 111L45 110ZM63 108V109H62ZM80 108V109H79ZM85 108V109H84ZM91 110V111H89V109ZM96 108V109H95ZM119 108V107H118ZM158 108H160V112H157V109ZM163 108H164V110H163ZM215 108V109H214ZM95 109V110H94ZM208 109V108H207ZM206 109V110H207ZM221 109V110H220ZM55 110V111H54ZM57 110V111H56ZM58 110H60V111H58ZM82 112H81V111ZM94 110V111H93ZM163 110V111H162ZM169 110H171V111H169ZM174 110V111H173ZM177 110V111H176ZM225 110V111H224ZM52 111V112H51ZM84 111H86V113L84 112ZM90 113H89V112ZM120 112H121V109L119 110ZM117 112V115L115 114L116 113V111H113V110H111L110 111V114H111V112H115L114 113V116L116 115V118L113 116V113H112V115L111 116H107V117H114V119H118L117 118V116L120 114V112ZM154 111V112H153ZM164 111H166V112H164ZM169 111V112H168ZM40 112H41V115H38V114H40ZM47 112H49V113H47ZM53 113V115L51 114V113ZM57 112H59L58 114H57ZM62 112V113H61ZM92 112V113H91ZM95 113V115H94V113ZM173 112V113H172ZM175 112V113H174ZM176 112H177V115H179L180 117L177 119L176 118ZM179 112H181V111H179ZM43 113H44V115H43ZM45 113H47V114H45ZM152 113V114H151ZM159 115H158V114ZM162 113H164V115L162 114ZM166 113V114H165ZM87 114H89V115H87ZM126 114H128L127 112L126 113H124V116H127ZM206 115V118H211L209 115ZM215 114V113H214ZM253 114V115H252ZM44 117H43V116ZM46 115V116H45ZM48 115H50V116H48ZM85 115V116H84ZM90 118H88L87 116ZM91 115H93V116H91ZM123 115V114H122ZM156 117H155V116ZM174 115V116H173ZM176 115V116H175ZM202 115H204V114H202ZM201 115V116H202ZM54 116V117H53ZM80 116V117H79ZM81 116H84V117H87L86 118V121L87 122H89V121H91V122H89V123H87V125H86V127H85V125H83V123H85L86 124V121H82V119H80L81 118ZM135 116V117H134ZM208 116V117H207ZM246 116V117H247ZM253 116V117H252ZM43 117V118H42ZM50 117V118H49ZM84 117H83V120H84ZM112 117V118H113ZM132 117V118H131ZM131 117H129L131 120L132 119H134L133 120V123H132V125H133V128H134V130L136 131V133H138V131H139V134H136V135H138V136H140V134H141V136L142 135H146V131L144 130V129H142V128H147L148 126V124H146L145 123V121L142 123H139L140 121L138 120V117H137V115H133V116H131ZM134 117V118H133ZM155 117V118H154ZM250 117V118H249ZM91 118L93 119V120H91ZM128 118V119H129ZM52 119H53V123H52ZM120 119V118H119ZM152 119V120H151ZM39 122V126H38V123H37V121ZM89 120V121H88ZM154 120H156V121H158V122H154L153 123V121ZM179 120H181V118L179 119ZM32 121V122H33ZM59 121H61V123L59 122ZM182 121V120H181ZM224 121V122H223ZM132 122V121H131ZM159 122L161 123V125L162 124H164L163 126H161L160 124H159ZM178 122H180V121H178ZM76 123V124H77ZM135 123V124H134ZM139 123V124H138ZM157 123V124H156ZM227 123V124H226ZM41 124V125H40ZM62 126H61V125ZM138 124V125H137ZM143 124V125H142ZM145 124H146V126H145ZM159 125V126H155V125ZM43 125V126H44ZM54 125V126H53ZM60 125V126H59ZM42 126V127H43ZM56 126H58V127H56ZM84 126V127H83ZM88 126V127H87ZM137 126H141V127H137ZM144 126V127H143ZM154 126V127H153ZM164 126H166V128L164 127ZM226 126V127H225ZM252 126V127H251ZM77 127H78V125H77ZM76 127V128H77ZM86 128V131L84 132L83 130H85V129H83V128ZM148 127V128H149ZM157 127V128H156ZM160 127V128H159ZM228 127V128H227ZM250 127H251V129H250ZM79 128H77V129H79ZM136 128V129H135ZM159 128V130H157ZM163 129V130H160V129ZM40 129V128H39ZM38 129V131H39V133H36L35 135H34V133H32V135H31V137L30 136H28V140L30 141V142H34V143H38L40 140H38L37 138L39 137V135H40V133L41 132H43L44 130H42V128H41V130H39ZM55 132H54V131ZM251 130V131H250ZM61 131V132H60ZM142 131V132H141ZM155 131H157V132H159V133H157V132H155ZM163 131V132H164ZM229 131V132H228ZM250 131V132H249ZM58 134H57V133ZM83 132V133H82ZM141 132V133H140ZM151 132H153V133H151ZM171 132V131H170ZM226 134H225V133ZM66 133V132H65ZM157 133V134H156ZM162 133V132H161ZM208 134H210V135H208ZM219 136V138H220V140L218 139V138H216V136L217 135ZM226 136H225V135ZM61 135V136H60ZM159 135V136H158ZM224 135V136H223ZM236 135V136H235ZM252 135V136H251ZM36 136H38L37 138H36ZM60 136V137H59ZM63 136V137H62ZM78 136V137H79ZM83 136V137H82ZM81 137H79V140L81 141H83V140H85V136L84 135H82ZM235 136V137H234ZM238 136V137H237ZM251 136V137H250ZM69 137V136H68ZM85 137V138H84ZM122 137H124V135H122ZM121 137V138H122ZM36 138V139H35ZM62 138V139H61ZM63 138H65L66 139V141H65V139H63ZM225 138V139H224ZM235 140H234V139ZM249 138V139H248ZM252 138V139H251ZM40 139V138H39ZM250 139H251V141H250ZM38 140V141H37ZM64 140V141H63ZM219 140V141H218ZM58 141V142H57ZM151 141H152V139H151ZM155 141H157V142H159L158 140H155ZM154 141V142H155ZM218 141V142H217ZM221 141V142H220ZM170 143H172V141L170 140L169 141ZM253 142H254V144H253ZM51 143V144H52ZM96 144V142H93L92 144L91 143H88V144H86V145H83L84 147H82V149H80L81 151H98V149L96 148V145H94L93 146V144ZM219 143V144H218ZM235 143H238V146L235 144ZM247 143H249V144H247ZM59 144V145H58ZM61 144V145H60ZM230 144H232V146H230ZM234 144V145H233ZM67 145H68V147H67ZM90 145H92V147L90 146ZM220 145V146H219ZM59 146V147H58ZM62 146V147H61ZM114 146V145H113ZM236 148H235V147ZM249 146V147H248ZM66 147V148H65ZM69 147H71L70 149H69ZM160 146H158V147H156V145H154V148H152V151L154 150V151H156L157 149L156 148H158V150L157 151H159L160 150V148H159ZM41 148V147H40ZM46 148H48V147H45V148H43V149H46ZM54 148H56V150L55 151H53V149ZM88 148H89V150H88ZM94 148H95V150H94ZM42 149V148H41ZM58 149V150H57ZM113 147L111 146L110 147V151H113ZM48 150H49V148H48ZM48 150H46L47 151V153H46V151L45 150H37L38 151V153H40V152H42V151H44V152H42V153H40V154H38V153H35V151L33 152V150L32 151H29L31 154H30V158H33L35 155H36V157H38L37 159H41V156L43 155V153H45L46 155H49V161H48V159H47V161H46V164H48V163H50V165H52V167L53 168H55L57 165V161H58V154L56 155V154H51L50 155V152H48ZM49 150V151H50ZM62 150H63V152H62ZM80 150H78V151H80ZM36 151V152H37ZM40 151V152H39ZM66 151V152H65ZM114 151H116L115 149H114ZM137 151V150H136ZM28 152V153H29ZM60 152H62V153H60ZM32 153H35V155L34 156H32L33 154ZM38 155V156H37ZM45 155V156H46ZM53 155V156H52ZM40 156V157H39ZM58 156V157H57ZM35 157V158H36ZM55 157L57 158L56 160H55ZM42 158H44V157H42ZM54 159V160H53ZM51 161H52V164H51ZM174 161H176V162H174V164H178L177 162L178 161H180V159L177 161V160H174ZM39 161H37L36 163H35V171L34 172H36V174H38V173H41V171L43 170L44 171V169H42V167H44V168H46L48 165H46L45 166V163L44 164H42V163H38ZM48 162V163H47ZM88 162V159L86 158V160L84 159L83 160V164H86ZM55 163V164H54ZM77 163V162H76ZM81 163V164H82ZM39 164H42L40 167H39ZM80 164V165H81ZM49 165V167H47V168H50L51 166ZM56 165V166H55ZM77 165H79V163H77ZM38 166V167H37ZM59 167V168H58ZM58 167H56V168H58V171H56L57 172V174H55L56 172H55V170H56V168L55 169H53V171H51L50 172V176H47V178L49 179V180H54V179H60L59 177H61V176H63L62 174H60L61 172H60V170L59 169H61L62 168V166H61V164H58ZM61 167V168H60ZM38 168L41 170H38ZM212 168V167H211ZM36 169H37V171H36ZM235 169V170H234ZM238 170V172H236ZM40 171V172H39ZM42 171V172H43ZM60 172V173H59ZM229 172H230V174H229ZM204 173V174H203ZM209 173V174H208ZM59 174V175H58ZM228 174V175H227ZM237 174V175H236ZM55 175V176H54ZM61 175V176H60ZM216 175V176H217ZM231 175V176H230ZM57 176V177H56ZM59 176V177H58ZM209 176V177H210ZM52 177V178H51ZM56 177V178H55ZM69 178L71 177V176H68ZM249 177V178H248ZM252 179H251V178ZM45 179V181H48V179ZM67 178V176H64L63 177V179H66ZM67 180V179H66ZM196 179H194L193 181L195 182V181H197ZM212 180H213V178H212ZM231 181V182H230ZM234 183H236L237 184V187L236 188H233L232 190H231V188L233 187V184ZM239 184V185H238ZM212 186L214 187V188H212ZM217 186V185H216ZM253 186V189L252 190H250L246 195H244L245 197V199H247V201H251V200H253V202H255V204H256V209H258L260 206V208H261V211H260V209H258L259 210V214H257L258 213V211L255 209V208H252L255 204L253 203L252 205H251V214L250 213H246L242 208H241V206H238V204H237V202L235 201V198H234V196L238 193V192H243V191H245L247 188H249V187H252ZM28 186H26L25 188H27ZM29 187H31V186H29ZM211 189H212V191H211ZM215 189V190H214ZM38 191H34L33 193H32V195H35V196H38V192H39V189H37ZM208 190V191H209ZM36 192V193H35ZM38 193V194H37ZM76 193H74V196H73V194L71 195V196H73V197H71V198H68V199H65L66 200V202L65 201H62V202H59V203H54V205L56 206L57 205V207H59V206H61V210H62V208L65 206V207H67V206H70V203H71V207H76V206H78V202H79V200H80V198H79V196H78V193H77V195H75ZM204 195V196H205ZM209 195V196H208ZM223 195V196H222ZM209 197H210V199H209ZM216 198L217 200L215 201L214 200V198ZM205 198V199H204ZM208 198V199H207ZM71 199V200H70ZM74 199V200H73ZM77 199V200H76ZM69 200L71 201V202H69ZM75 202H73V201ZM219 200V201H220ZM69 204H68V203ZM61 203H63V204H61ZM67 203V204H66ZM74 203V204H73ZM66 204V205H65ZM76 204V205H75ZM244 205V204H243ZM245 205H247V204H245ZM244 205V206H245ZM249 206H250V204H249ZM71 207H69V208H71ZM202 209L204 208L203 206L201 207ZM245 208V207H244ZM60 209V208H59ZM252 210L254 211V213L252 212ZM255 210L257 211V213L255 212ZM218 211H220V210H218ZM217 211V212H218ZM263 211V212H262ZM50 212L51 211H49V213H47V212H45L47 215H52V213H53V215H55L56 213H54V212H51V214H50ZM224 213H226V211H223ZM231 212V211H230ZM42 213H43V215H46L43 211L41 212V215H42ZM61 213V212H60ZM62 213H63V211H62ZM66 213H69V212H66ZM253 213V214H252ZM43 215H42V217H43ZM252 215V216H251ZM79 216H81V215H79ZM136 223V222H135ZM243 228V225H240V226H232V227H229L228 228V231H230L232 234H231V236H230V239H235L234 238V236H235V234H236V236L238 235H240V236H243V234H240V233H242V232H240V229H242ZM216 229H218V227H216V228H214V229H210V230H200L199 232L197 231V232H194L193 234H194V238H196L197 236H199L200 234H202V233H212V232H214ZM44 231H46V229H44ZM237 232H238V234H237ZM245 232L247 233V234H249L250 233V238L252 239V241L251 240H248V239H250L248 236H246L247 237V240L245 239ZM252 232V233H251ZM23 233L24 234H29L28 233V230H23ZM246 234V235H247ZM255 234V233H254ZM235 236V237H236ZM205 241L206 240H204L202 243L200 242V244H203L202 246H199L200 244H198V243H194V241H191V246H190V248H189V246H186V247H188L187 249H185V252H186V250H188V252H186V254L190 257L191 256V254H189V252L190 253H192V251H193V253L194 252H197V251H199V252H202L203 253V251L202 250H204V249H206L207 250V252H206V254H205V252L203 253L205 256H207V254H208V256L207 257H209V255L210 256H212L213 254V256H217V255H222V257H226L225 256V254L224 253H220V251H224V250H219V247L217 246V245H220V247L223 249L224 247L221 245V244H213V246L215 247V249H216V251L215 252H210V250H209V248H207V247H209L210 245L212 246V242H211V244L209 245V242H206L205 243ZM237 241V242H238ZM217 243H219V242H217ZM220 243H222V242H220ZM205 244H206V247H205ZM225 245V247L227 246L228 247V243H224ZM155 246V248H152V247H154ZM157 244H152V245H149V253H150V255H151V253H155V251H156V253L158 252V250H157V246H156ZM196 245L198 246V247H196ZM207 245H209V246H207ZM233 245H234V247H236V248H232L233 247ZM143 246H144V244H143ZM147 246V248H148V243H145V247ZM216 246H217V248H216ZM150 247H151V249H150ZM158 247H159V245H158ZM196 247V248H195ZM226 247V250H228V248ZM204 248V249H203ZM138 249V248H137ZM195 249H197V251L195 250ZM218 249V250H217ZM139 250V249H138ZM152 250H153V252H152ZM190 250V251H189ZM201 250V251H200ZM205 250V251H206ZM208 250H209V252H208ZM219 251V253H217ZM228 251H230V250H228ZM201 253V254H202ZM210 253V254H209ZM148 254V253H147ZM248 254H249V252L247 253V254H245L244 255V257L246 256H248ZM203 255V256H204ZM224 255V256H223ZM198 256H201L200 255V253H198ZM149 257V256H148ZM245 257V258H246ZM245 258H244V260H245ZM249 258V257H248ZM243 261V260H242ZM262 263L264 262L263 260L261 261Z\"/></svg>","mask_w":264,"mask_h":264}]
</instances>
